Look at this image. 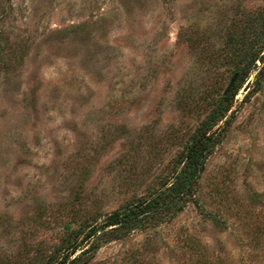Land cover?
Here are the masks:
<instances>
[{"label": "rangeland", "instance_id": "1", "mask_svg": "<svg viewBox=\"0 0 264 264\" xmlns=\"http://www.w3.org/2000/svg\"><path fill=\"white\" fill-rule=\"evenodd\" d=\"M263 25L264 0H0V264H42L171 181ZM220 124L199 205L87 264H264L259 70Z\"/></svg>", "mask_w": 264, "mask_h": 264}, {"label": "trees", "instance_id": "2", "mask_svg": "<svg viewBox=\"0 0 264 264\" xmlns=\"http://www.w3.org/2000/svg\"><path fill=\"white\" fill-rule=\"evenodd\" d=\"M239 42L246 49L239 59L240 67L234 71L235 82L218 95L174 168L171 181L164 183L148 197L124 206L102 220L95 218L80 227L73 239H67L66 243L57 247L42 264H87L89 257L84 258L102 243L126 238L137 230L155 229L169 223L189 202L199 205L197 197L201 173L210 153L226 133V126L220 122L228 116L238 91L250 73L259 70L261 75L264 74V30L249 41L242 38ZM258 62L263 66L258 67ZM213 222L219 224L216 218H213Z\"/></svg>", "mask_w": 264, "mask_h": 264}, {"label": "water", "instance_id": "3", "mask_svg": "<svg viewBox=\"0 0 264 264\" xmlns=\"http://www.w3.org/2000/svg\"><path fill=\"white\" fill-rule=\"evenodd\" d=\"M235 82V78L231 81V83L229 84V86L227 87V90L232 86V84Z\"/></svg>", "mask_w": 264, "mask_h": 264}]
</instances>
